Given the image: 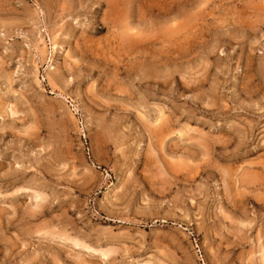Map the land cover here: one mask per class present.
I'll list each match as a JSON object with an SVG mask.
<instances>
[{"label": "rangeland", "instance_id": "1", "mask_svg": "<svg viewBox=\"0 0 264 264\" xmlns=\"http://www.w3.org/2000/svg\"><path fill=\"white\" fill-rule=\"evenodd\" d=\"M0 264H264V0H0Z\"/></svg>", "mask_w": 264, "mask_h": 264}, {"label": "bare ground", "instance_id": "2", "mask_svg": "<svg viewBox=\"0 0 264 264\" xmlns=\"http://www.w3.org/2000/svg\"><path fill=\"white\" fill-rule=\"evenodd\" d=\"M110 2V1H109ZM118 16V15H117ZM143 31V30H142ZM11 111V110H10ZM15 113V112H14ZM18 113V112H17ZM107 256V255H106Z\"/></svg>", "mask_w": 264, "mask_h": 264}]
</instances>
